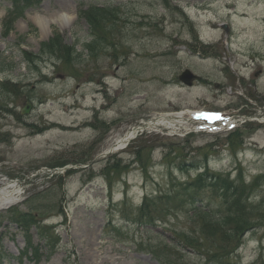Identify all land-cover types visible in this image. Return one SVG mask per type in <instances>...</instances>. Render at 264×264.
I'll list each match as a JSON object with an SVG mask.
<instances>
[{"label": "rangeland", "instance_id": "rangeland-1", "mask_svg": "<svg viewBox=\"0 0 264 264\" xmlns=\"http://www.w3.org/2000/svg\"><path fill=\"white\" fill-rule=\"evenodd\" d=\"M91 4L105 7L115 21L89 27L77 11ZM10 6L0 0V182L18 187L0 185V193L16 192L0 200L3 264H29L15 256L29 239L42 244L33 228L43 224L54 250L42 249L39 264H157L137 249L157 243L168 245L174 264H211L201 253L176 249L174 234L221 244L220 228L207 229L190 211L189 199L212 211L225 199L209 185L188 188L204 169L237 185L256 179L247 197L259 225L234 240L221 264H264V0ZM61 12L68 15L64 23L48 22ZM53 32L80 58L38 57ZM223 51L230 63L225 68ZM230 67L246 80L262 69L256 99L243 89L246 98L238 95ZM185 68L206 81L184 87L176 78ZM26 102L31 107L23 115ZM204 109L248 113L230 130L185 134L159 125L116 147L159 114L187 111L183 117L190 118L188 111ZM147 219L152 229L142 223ZM20 225L29 227L30 238Z\"/></svg>", "mask_w": 264, "mask_h": 264}, {"label": "trees", "instance_id": "trees-1", "mask_svg": "<svg viewBox=\"0 0 264 264\" xmlns=\"http://www.w3.org/2000/svg\"><path fill=\"white\" fill-rule=\"evenodd\" d=\"M104 8L97 7L96 5H88L86 8H80L78 11V17L84 19L89 27L96 26L98 23L114 22L112 17H107L103 12ZM62 37L54 32L52 37L47 41L40 43L38 57H56L59 60L75 61L80 58L81 53L74 51V46L63 45ZM89 44V43H88ZM86 46H90V45ZM85 46V44H84ZM85 48V47H84ZM86 47L87 54L90 55L89 50ZM23 56H28L26 51H21ZM28 58L31 60L30 55ZM185 164L184 161L180 162ZM221 173H211L204 169L199 173L197 179L193 181L188 188H196V183L199 184L198 188H203L206 185L220 189L222 196L225 197L223 202L219 206H215V209L202 208L194 206V201L190 199V207L193 212L192 217H201L203 223L207 229L215 231L217 227L220 228L219 233H222L221 244L219 246H207L204 239L196 236H191L189 233L179 232L175 233L176 236L187 246L202 254L207 261H211L212 264H221V260L227 257L235 248L233 242L235 239L241 238L245 232L251 228L259 225L253 216H251V205H249V192L251 184L254 185L256 179L251 184H245L244 181L236 184V181L227 183L224 180ZM246 192V195L244 193ZM180 235V237H179ZM215 244V243H210ZM159 252H164L166 248L158 247ZM166 258H170V253L164 252ZM223 262V260H222Z\"/></svg>", "mask_w": 264, "mask_h": 264}, {"label": "bare ground", "instance_id": "bare-ground-1", "mask_svg": "<svg viewBox=\"0 0 264 264\" xmlns=\"http://www.w3.org/2000/svg\"><path fill=\"white\" fill-rule=\"evenodd\" d=\"M67 19H68V15L65 14L64 12H61L58 14V16L56 18H53V19L49 20L48 22L61 24V23H64ZM35 21L38 25H42L41 19H37V20L35 19ZM154 121L155 122L149 123L148 125L150 127H154L157 125L164 124V125L168 126L169 128L178 129V128L184 127L187 130L191 129L190 124L194 123V121H192V120H186V118L183 117L182 112H176L174 114L173 113L172 114H169V113L162 114L159 117L155 118ZM197 121L198 122H196V120H195V123L197 125H204V123H202V121H200V120H197ZM136 132L137 131L135 130V128H134V130L127 132L126 135L122 139H120L116 142V145L118 144V146H116V145L115 146L118 148L119 145L121 144V142L127 141L130 138H132ZM0 185H1L2 189H16L17 188V185L14 182H3V181H1ZM15 193L16 192H14L12 190H8V191L3 190V192L0 193L1 194L0 200L2 201L4 199H8L10 196L14 195Z\"/></svg>", "mask_w": 264, "mask_h": 264}, {"label": "flooded vegetation", "instance_id": "flooded-vegetation-1", "mask_svg": "<svg viewBox=\"0 0 264 264\" xmlns=\"http://www.w3.org/2000/svg\"><path fill=\"white\" fill-rule=\"evenodd\" d=\"M260 71L256 70L249 76V80H246L244 77L239 78L237 84L240 86L241 89L245 90L249 97L256 99L258 97V89H257V81L258 74ZM226 88L225 92H226Z\"/></svg>", "mask_w": 264, "mask_h": 264}, {"label": "water", "instance_id": "water-1", "mask_svg": "<svg viewBox=\"0 0 264 264\" xmlns=\"http://www.w3.org/2000/svg\"><path fill=\"white\" fill-rule=\"evenodd\" d=\"M190 76H191V73L188 70H186L181 74L180 78L187 77L189 79ZM29 109H30V105L28 103H25V106L23 107L21 113L27 114L29 112Z\"/></svg>", "mask_w": 264, "mask_h": 264}]
</instances>
